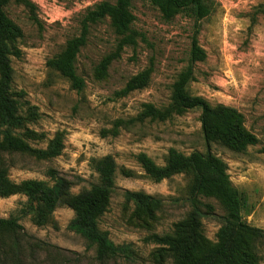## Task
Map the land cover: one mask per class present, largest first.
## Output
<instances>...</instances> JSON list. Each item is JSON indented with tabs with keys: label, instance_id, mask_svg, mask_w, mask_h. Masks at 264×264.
<instances>
[{
	"label": "rangeland",
	"instance_id": "1",
	"mask_svg": "<svg viewBox=\"0 0 264 264\" xmlns=\"http://www.w3.org/2000/svg\"><path fill=\"white\" fill-rule=\"evenodd\" d=\"M102 1L9 0L4 7L22 33L10 57L20 119L11 135L32 151L0 148V171L15 187L0 194V219L18 225L0 227V264H177L153 235L174 234L178 224L188 223L194 211L188 199L192 179L176 173L154 181L137 161L144 153L164 166L171 150L184 156L208 151L223 162L231 185L246 199L245 222L263 232L251 251L256 264H264V0H210L213 12L197 27L205 56L193 64L194 80L187 86L210 107L241 114L243 127L256 139L245 151L206 144L201 111L172 105L173 84L189 64L193 21L182 14L166 20L148 2L133 0L131 33L117 34L108 18L88 24L84 32V15ZM74 39L81 41L75 60L84 81L80 92L48 64ZM146 71L147 84L134 88L138 82L131 80ZM54 140L59 154L40 156ZM106 156L116 165L114 187L97 225L121 251L98 259L96 246L72 227L71 208L57 205L49 222L36 224L22 183L51 187L58 177L77 194L99 184L93 160ZM127 191L159 203L144 208ZM198 202L197 226L214 245L225 211L213 197L199 196Z\"/></svg>",
	"mask_w": 264,
	"mask_h": 264
},
{
	"label": "trees",
	"instance_id": "2",
	"mask_svg": "<svg viewBox=\"0 0 264 264\" xmlns=\"http://www.w3.org/2000/svg\"><path fill=\"white\" fill-rule=\"evenodd\" d=\"M9 0H0V148L9 147L21 151H32L19 138L11 135V130L17 128L20 119L16 115V102L12 98V69L10 57L14 53V41L22 36L21 30L8 18L4 7ZM155 7L166 20L177 14H182L194 23L191 37L189 64L174 82L171 92L172 105L179 109H199L203 139L206 144L220 142L234 151H245L254 145L256 139L243 127L240 113L226 106L210 107L200 97L189 93L187 86L194 80L193 64L203 60L205 54L198 43V24L213 12L210 0H144ZM133 0H104L88 10L82 20L84 32L88 24L108 18L111 26L119 35L132 31L134 15ZM81 41L74 39L68 42L62 54L50 59L48 64L66 79L71 88L80 92L84 81L75 70V60ZM106 64L105 62L102 64ZM149 72L146 71L131 82H138L136 87H143L148 82ZM3 127V129H1ZM57 140L51 142L45 150L38 151L42 157H54L60 152ZM137 161L145 174L154 181H160L176 173H184L191 177L189 201L194 207L188 223L176 226L174 234L158 236L153 239L168 247L177 264H256L257 258L252 253L253 241L263 238L262 230L249 226L243 212L247 208L246 199L233 188L222 161L213 157L210 152L193 151L184 156L171 150L164 166H157L146 154L137 155ZM93 166L99 175V184L77 194L69 192V183L61 178H55L51 187L41 181L23 182L24 191L28 197V210L34 213V221L43 225L50 221L51 211L57 205L71 208L75 217L72 227L80 232L89 242L96 246L98 259L116 255L121 247L115 246L108 234L98 229V219L108 206L109 194L114 187L115 162L110 156L93 160ZM130 175V171L125 172ZM15 191L12 185L0 171V194L7 195ZM126 196L144 208H154L159 200L141 193L126 192ZM213 197L219 201L225 211L222 225L217 234V242L208 245L203 238L197 218L201 214L198 197ZM1 226L18 227L15 220L0 219Z\"/></svg>",
	"mask_w": 264,
	"mask_h": 264
}]
</instances>
